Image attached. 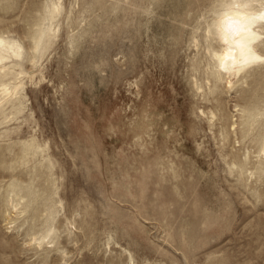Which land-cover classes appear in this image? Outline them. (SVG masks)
I'll list each match as a JSON object with an SVG mask.
<instances>
[{"label": "rangeland", "instance_id": "rangeland-1", "mask_svg": "<svg viewBox=\"0 0 264 264\" xmlns=\"http://www.w3.org/2000/svg\"><path fill=\"white\" fill-rule=\"evenodd\" d=\"M213 6L0 0V264H264V60L215 70Z\"/></svg>", "mask_w": 264, "mask_h": 264}, {"label": "clouds", "instance_id": "clouds-1", "mask_svg": "<svg viewBox=\"0 0 264 264\" xmlns=\"http://www.w3.org/2000/svg\"><path fill=\"white\" fill-rule=\"evenodd\" d=\"M214 0L209 32L214 36L218 50L212 54L215 70L229 74L234 58L244 49L252 54V45L264 38L257 36L256 27L264 26V0ZM260 60V56L254 57Z\"/></svg>", "mask_w": 264, "mask_h": 264}, {"label": "bare ground", "instance_id": "bare-ground-1", "mask_svg": "<svg viewBox=\"0 0 264 264\" xmlns=\"http://www.w3.org/2000/svg\"><path fill=\"white\" fill-rule=\"evenodd\" d=\"M256 34L257 36L264 37V26H257L256 29ZM264 40V38H261L257 40L252 45V54H249L247 49H244L242 52V56H236L234 58V63H233V70L229 74H225V76L229 79V84L231 79H233L235 76L240 75L242 71H244L248 66L255 62H260L264 60V55L260 54V49H259V43ZM3 41L0 39V49L3 47ZM260 56V60H256L254 57L255 56ZM4 60V56L0 52V64H2ZM5 70L3 69L2 66H0V72L2 73V78H4L6 75L3 73ZM21 75V73L19 74ZM27 75V74H25ZM21 86V82H17V86L11 90L10 87H8L7 84H2L0 85V110L4 111L5 105L12 99L14 93L16 90H18ZM261 156L264 157V150L261 152ZM12 210L13 213L16 210V207L12 205Z\"/></svg>", "mask_w": 264, "mask_h": 264}]
</instances>
